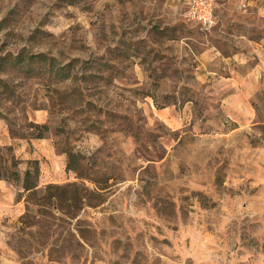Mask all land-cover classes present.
Returning a JSON list of instances; mask_svg holds the SVG:
<instances>
[{
	"label": "rangeland",
	"instance_id": "rangeland-1",
	"mask_svg": "<svg viewBox=\"0 0 264 264\" xmlns=\"http://www.w3.org/2000/svg\"><path fill=\"white\" fill-rule=\"evenodd\" d=\"M188 1L0 0V147L22 176L40 161L41 191L101 194L30 225L3 180L24 210L0 214V264H264V50L241 36L264 0H213L208 29Z\"/></svg>",
	"mask_w": 264,
	"mask_h": 264
},
{
	"label": "trees",
	"instance_id": "trees-1",
	"mask_svg": "<svg viewBox=\"0 0 264 264\" xmlns=\"http://www.w3.org/2000/svg\"><path fill=\"white\" fill-rule=\"evenodd\" d=\"M15 65L24 66L26 73L32 72L33 64L44 62L47 66L46 70L51 73L50 78L66 80L72 76L71 63L62 65L54 57H48L43 53L39 54H18L13 59ZM36 132L33 133L35 138H43L44 134L49 130L45 124L34 125ZM7 152L8 157L5 158ZM68 155L67 169L74 170L78 177L83 178V172L74 167L72 161L79 155L71 150L66 151ZM21 161L17 159L13 152L12 146L0 147V180H6L11 184L20 183L22 196L26 197L27 209L26 213L20 218L22 223L33 225L38 221V216L41 218L54 217L53 207L61 208L66 217H74V212L71 211L73 206L79 207L86 204H91L88 200L89 195L100 196V192L90 191H52L56 189L54 185H48L45 191L39 189V179L41 175L40 161L38 159H29L27 168L23 176L18 169Z\"/></svg>",
	"mask_w": 264,
	"mask_h": 264
},
{
	"label": "built area",
	"instance_id": "built-area-1",
	"mask_svg": "<svg viewBox=\"0 0 264 264\" xmlns=\"http://www.w3.org/2000/svg\"><path fill=\"white\" fill-rule=\"evenodd\" d=\"M188 17L208 29L215 24L213 0H189Z\"/></svg>",
	"mask_w": 264,
	"mask_h": 264
},
{
	"label": "crops",
	"instance_id": "crops-1",
	"mask_svg": "<svg viewBox=\"0 0 264 264\" xmlns=\"http://www.w3.org/2000/svg\"><path fill=\"white\" fill-rule=\"evenodd\" d=\"M251 29L247 33V35L242 34L241 36L245 37L247 40V45L250 46L256 52H263L264 50V36H260L259 38H254L251 34ZM260 32V30H259ZM261 54V53H260ZM3 180H0V185L3 186ZM7 200H0V214H9V215H19L23 212L24 207L22 206L21 202H16L14 200V195L8 196Z\"/></svg>",
	"mask_w": 264,
	"mask_h": 264
}]
</instances>
